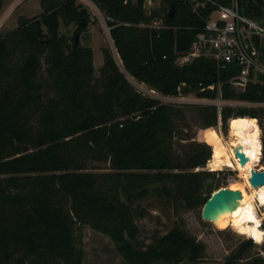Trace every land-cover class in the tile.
I'll use <instances>...</instances> for the list:
<instances>
[{
    "label": "trees",
    "instance_id": "obj_1",
    "mask_svg": "<svg viewBox=\"0 0 264 264\" xmlns=\"http://www.w3.org/2000/svg\"><path fill=\"white\" fill-rule=\"evenodd\" d=\"M92 1L108 18L126 72L139 82L166 95L264 102L261 82L242 92L232 87L231 65L203 56L177 64L211 4L195 10L190 0H163L147 13L146 0ZM41 5L39 15L0 32V264H83L81 225L109 236L126 264L198 261L203 243L180 227L141 244L133 203L156 190L204 205L220 182H207L216 172L194 169L206 166L211 148L197 140L178 143L186 140L184 110L138 90L107 49L95 77L93 49L60 32L61 23L85 32L86 7L76 0ZM254 5L256 12L246 13L258 14ZM159 18L162 26H150ZM196 107L205 126L217 124L216 106ZM259 116L254 106L222 109V119L232 117L230 125L240 127ZM101 162L113 170H88ZM223 264H264V258L236 256Z\"/></svg>",
    "mask_w": 264,
    "mask_h": 264
},
{
    "label": "rangeland",
    "instance_id": "obj_2",
    "mask_svg": "<svg viewBox=\"0 0 264 264\" xmlns=\"http://www.w3.org/2000/svg\"><path fill=\"white\" fill-rule=\"evenodd\" d=\"M76 1L78 4L86 7L90 13V23L86 31L80 33L79 43L83 46H90L93 49L95 77L100 76V68L105 58L104 50L107 49L113 54L120 68L127 74L138 90L146 95L158 98L162 103L176 104L184 110L187 121L185 120V123H181L183 132L180 137H185L186 140L178 139V143L187 144L190 141L197 140V142L205 143L211 148L210 165L212 162V169L207 168L206 164V166H200L194 170L216 172V177L209 178L207 182H220L219 188L228 186L250 192L251 186L246 182L248 178L244 173L235 168V166L225 165L219 167L215 164L214 159L220 156L218 151L221 148H225L228 152L229 149L232 150L231 143L234 139L232 133L235 129L241 128L236 124H232L233 126L230 131V120L232 117L224 121L222 119V113L216 125L207 127L202 123L198 107L196 106L214 105L211 101L215 98H202L198 97L195 93L166 95L151 88L146 83H141L133 78L126 72L123 66L113 38L111 37L110 27L107 23L108 18L105 12L92 0ZM160 4L161 2H157L156 0L152 3L146 0L144 8L147 13H150L152 9L160 8ZM258 8V14L251 15L247 13V15L257 21L264 22V11L262 8ZM42 12L41 0H3V4L0 7V32L3 34L9 33L19 26L22 18H32ZM160 23H163L161 18H159L158 24ZM76 30L77 24L75 23L69 26H65L63 23L60 25V32L70 37H75ZM176 62L179 66L184 65L178 61V58ZM230 100L235 101V99ZM228 106H254L260 110V116L255 118L261 128L260 140L262 156L257 162L258 164L255 165V169L264 170V102L251 103L241 101L232 102ZM186 122H188V125H186ZM210 128L216 129L219 134H214ZM88 170L106 171L113 169L110 168L108 162H101L90 164ZM203 206V204L191 206L188 205L186 199L182 196H178V198L169 197L166 194L153 190L147 197L137 199L133 203L135 220L141 230L138 238L139 242L144 245L148 244L152 242L155 236L163 235L176 226L195 237L204 245L201 259L196 262L184 261L178 264H223L227 259L235 258L236 256H240L241 262H246L257 256L264 258V238L261 242H257L255 238L238 232L233 226H228L224 229L218 228L212 221L203 218ZM258 207L263 221L262 228L264 230V206L258 205ZM76 230L77 236L81 239V246L85 252L83 264H126L109 236L88 225H81ZM249 239L254 241L252 246L245 245V242Z\"/></svg>",
    "mask_w": 264,
    "mask_h": 264
},
{
    "label": "built area",
    "instance_id": "obj_3",
    "mask_svg": "<svg viewBox=\"0 0 264 264\" xmlns=\"http://www.w3.org/2000/svg\"><path fill=\"white\" fill-rule=\"evenodd\" d=\"M148 1L152 3L154 0ZM190 1L195 10L207 4H211L213 9L206 18L205 25L197 33L190 49L181 54L178 61L185 64L203 56L213 58L219 64L235 67L236 73L229 82L239 92L245 91L251 82L264 84V22L247 15L246 9L249 8L251 0ZM253 3L257 4L255 0ZM158 22L159 20L154 21L150 26H162V23L158 24ZM211 102L217 106L221 118L223 107L232 102L241 101L225 99L219 94ZM234 157L236 161H239L236 154ZM207 168L212 169L210 159L207 162Z\"/></svg>",
    "mask_w": 264,
    "mask_h": 264
},
{
    "label": "bare ground",
    "instance_id": "obj_4",
    "mask_svg": "<svg viewBox=\"0 0 264 264\" xmlns=\"http://www.w3.org/2000/svg\"><path fill=\"white\" fill-rule=\"evenodd\" d=\"M232 136L234 137L231 143L232 150L229 149L228 152L225 148H221L218 151L220 156L214 159L215 164L219 167L225 165L235 166L247 176L246 182L251 186V191L247 192L240 189L243 192L241 203L227 216L222 227L233 226L238 232L249 235L255 238L257 242H261L264 238V230L258 205L264 206V185L253 186L250 182L251 172L262 156L261 128L257 119L251 117L243 127L235 129ZM239 144L242 145L243 150L250 157L245 165L241 164L240 161H236L234 157V147Z\"/></svg>",
    "mask_w": 264,
    "mask_h": 264
},
{
    "label": "water",
    "instance_id": "obj_5",
    "mask_svg": "<svg viewBox=\"0 0 264 264\" xmlns=\"http://www.w3.org/2000/svg\"><path fill=\"white\" fill-rule=\"evenodd\" d=\"M257 6L264 9V0H255ZM249 9L256 12V6L249 4ZM175 15V7L172 6L170 16ZM80 33H76L75 42L79 43ZM235 154L241 164L245 165L250 157L245 153L241 144L234 147ZM250 182L253 186L264 185V170L253 169L251 172ZM243 192L240 189H232L228 186L218 188L207 199L203 206L202 215L205 220L212 221L218 228L222 227L227 216L233 212L241 203Z\"/></svg>",
    "mask_w": 264,
    "mask_h": 264
}]
</instances>
